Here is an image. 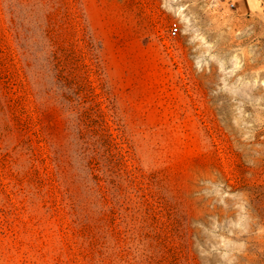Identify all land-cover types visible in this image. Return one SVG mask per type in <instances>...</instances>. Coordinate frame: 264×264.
I'll use <instances>...</instances> for the list:
<instances>
[{
  "label": "rangeland",
  "instance_id": "rangeland-1",
  "mask_svg": "<svg viewBox=\"0 0 264 264\" xmlns=\"http://www.w3.org/2000/svg\"><path fill=\"white\" fill-rule=\"evenodd\" d=\"M0 264H264V0H0Z\"/></svg>",
  "mask_w": 264,
  "mask_h": 264
},
{
  "label": "built area",
  "instance_id": "built-area-1",
  "mask_svg": "<svg viewBox=\"0 0 264 264\" xmlns=\"http://www.w3.org/2000/svg\"><path fill=\"white\" fill-rule=\"evenodd\" d=\"M178 30H179V25H178V23H177V22H173V23L171 24V26H170V34H171V35H176L177 32H178Z\"/></svg>",
  "mask_w": 264,
  "mask_h": 264
},
{
  "label": "trees",
  "instance_id": "trees-1",
  "mask_svg": "<svg viewBox=\"0 0 264 264\" xmlns=\"http://www.w3.org/2000/svg\"><path fill=\"white\" fill-rule=\"evenodd\" d=\"M53 59L55 60V61H54V65H55V67L57 68L58 65H59V64H58L59 61H56V60H57V57H56L55 55L53 56ZM61 77H62V76H60V78H61ZM7 83H8V82H7Z\"/></svg>",
  "mask_w": 264,
  "mask_h": 264
}]
</instances>
